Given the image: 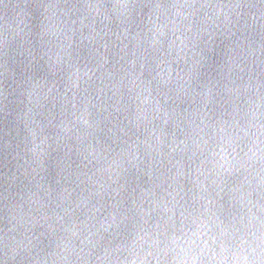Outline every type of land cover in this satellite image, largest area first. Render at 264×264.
Returning <instances> with one entry per match:
<instances>
[{
  "label": "clouds",
  "instance_id": "1",
  "mask_svg": "<svg viewBox=\"0 0 264 264\" xmlns=\"http://www.w3.org/2000/svg\"><path fill=\"white\" fill-rule=\"evenodd\" d=\"M42 7L51 12L48 19H55L66 34L82 32L85 27L95 32L97 23L105 28L115 25L125 33L142 25L145 43L154 52L163 55V44L168 40V56L175 43L170 37L179 39L181 54L175 59L183 66L172 81L176 87L170 89V98L178 105L185 97L207 98L208 93L198 92L197 88L203 79L211 82L217 77L233 83L240 80L243 83L238 89L264 100V0H120L115 5L92 0L80 5ZM136 63L125 60L116 73H109L111 82L105 87L115 89L113 97L119 94L116 104L123 102L124 90L134 93L128 97L132 103L147 90L143 81L136 83ZM8 95L5 90L0 102V200L5 221L0 230V264H264V207L259 209L260 216H254L255 222L241 219L239 224H225L221 216L227 215L228 209L204 196L193 197L192 204L181 203L183 197L174 198L171 207H163V214L152 207L146 211L142 204L133 201L131 206L101 221L94 214L98 209L92 202L119 193L120 187L113 185L119 184L121 172L112 170L111 165L103 167L105 157L90 152L85 141L93 133L99 135L100 142L109 137L112 127L107 108L93 105L98 111L88 126L91 131L80 132L75 143H70L72 138L61 130L51 137L50 144L36 152L29 147L36 139L32 128L28 124L21 126L18 109L23 100H9ZM255 108L254 122L249 121L244 131L256 138L258 151H264V110L259 103H255ZM175 115L190 130L193 145L199 134L212 127H202L203 120L197 123L195 111L180 110ZM131 123L125 124V135L136 134ZM68 152L82 157V168L69 172L60 167L61 156ZM48 156L53 157L57 179L54 186L45 187V197L38 200L31 186L44 187L40 180L45 179L41 173L48 167ZM133 159L138 162V158ZM260 159L264 162V154ZM93 161L100 167L90 175V170L84 169ZM124 163L121 162V169ZM126 163L136 166L133 160ZM171 178L175 181L174 176ZM65 184L73 192L83 185L80 190H87L89 199H69L64 195L68 191ZM201 199L208 200L212 207L201 205ZM120 203L114 206L120 209ZM197 222L200 229L193 230Z\"/></svg>",
  "mask_w": 264,
  "mask_h": 264
},
{
  "label": "water",
  "instance_id": "2",
  "mask_svg": "<svg viewBox=\"0 0 264 264\" xmlns=\"http://www.w3.org/2000/svg\"><path fill=\"white\" fill-rule=\"evenodd\" d=\"M85 2L92 0H0V102L5 90L9 100H23L18 109L21 126L28 124L36 136L29 147L40 152L61 130L72 138L70 143H75L80 132L91 131L88 126L103 105L106 114L110 113L112 132L105 142H100L99 135L93 133L85 143L89 144L90 152L105 157L103 167L111 165L112 170L121 172V177L119 184L113 185L120 187L119 193L92 202L98 209L94 210L98 219L108 220L111 213L131 206L133 201L142 204L146 211L152 207L163 214V207H171L174 198L183 197L181 203L192 204L193 197L204 196L228 209V214L221 216L225 224H239L241 219L245 223L250 219L255 222L254 216H260L259 209L264 207V162L260 159L264 151H258L260 144L250 133L245 135L244 130L249 121L254 122L255 103L264 110V100L238 89L243 83L240 80L233 83L217 77L211 82L203 79L197 88L198 92L206 91L207 98L190 96L179 105L174 103L170 89L176 87L172 81L183 66L175 59L181 54L180 40L170 37L175 43L168 56V40L164 41L163 55L154 52L145 43L142 25L125 33L115 25L105 28L97 23L95 32L85 27L82 32L66 34L55 19H48L51 12L42 7ZM104 2L115 5L120 0ZM141 56L143 59H139ZM125 60L137 61L136 83L143 81L147 90L135 103L128 99L134 93L124 90L123 102L116 104L119 94L113 97L115 89L109 90L105 85L111 82L109 73H116ZM180 110L195 111L197 123L203 120L202 127L212 126L199 134L196 145L189 139L190 130L185 123L177 121L175 112ZM129 122L130 127L135 126V135L124 134L127 132L124 126ZM133 158H138V162ZM52 159L46 157L48 167L41 173L45 176L40 180L44 187L31 186L38 200L45 197V187L54 186L57 179ZM81 159L78 153L68 152L61 156L60 167L69 172L78 166L82 168ZM128 160H133L136 166L128 165ZM98 167L93 161L84 170H90L91 175ZM63 187L68 188L64 195L69 199L76 196L82 202L89 199L88 191L80 190L83 185L76 192L67 184ZM117 202H121L120 209L114 206ZM200 204L212 207L205 199ZM4 223L0 200V230ZM197 229L199 222L193 225V230Z\"/></svg>",
  "mask_w": 264,
  "mask_h": 264
}]
</instances>
